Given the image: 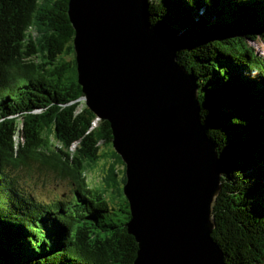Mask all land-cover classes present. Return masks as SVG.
<instances>
[{
    "label": "trees",
    "instance_id": "obj_1",
    "mask_svg": "<svg viewBox=\"0 0 264 264\" xmlns=\"http://www.w3.org/2000/svg\"><path fill=\"white\" fill-rule=\"evenodd\" d=\"M67 4L0 0V264H132L136 256L125 197L111 206L109 186L86 182V165L112 135L106 121L90 129L97 117L78 110ZM148 4L149 24L196 79L200 122L216 146L212 239L224 264H264V56L248 44L264 46V0ZM31 164L68 190L35 197L11 175Z\"/></svg>",
    "mask_w": 264,
    "mask_h": 264
},
{
    "label": "water",
    "instance_id": "obj_2",
    "mask_svg": "<svg viewBox=\"0 0 264 264\" xmlns=\"http://www.w3.org/2000/svg\"><path fill=\"white\" fill-rule=\"evenodd\" d=\"M148 0H68L85 107L109 123L125 167L132 264H224L212 239L221 191L216 146L200 122L196 79L148 22Z\"/></svg>",
    "mask_w": 264,
    "mask_h": 264
},
{
    "label": "rangeland",
    "instance_id": "obj_3",
    "mask_svg": "<svg viewBox=\"0 0 264 264\" xmlns=\"http://www.w3.org/2000/svg\"><path fill=\"white\" fill-rule=\"evenodd\" d=\"M249 46L254 48L258 54L264 56V46L260 42H248ZM81 105V103H79ZM80 109V106L79 108ZM114 150L111 147L100 149V157L93 163H88L85 167V178L89 187L105 189V197L111 206H116L118 201L124 197L122 193L123 179L125 172L123 171L121 162L117 160ZM14 178L19 179V184L23 185L28 191L30 190L35 197L42 201H48L53 197L57 198L62 195L61 189L68 190L67 182H61L60 188L54 185L53 176L40 172L38 168L31 164L29 169H21L18 172H11ZM46 175V176H45ZM47 180L44 185L42 180ZM104 179H106L104 181ZM58 188V189H57ZM53 196V197H52Z\"/></svg>",
    "mask_w": 264,
    "mask_h": 264
},
{
    "label": "built area",
    "instance_id": "obj_4",
    "mask_svg": "<svg viewBox=\"0 0 264 264\" xmlns=\"http://www.w3.org/2000/svg\"><path fill=\"white\" fill-rule=\"evenodd\" d=\"M76 102H78V103H81V105H79L80 107L82 106V105H84V102L79 98ZM79 110V109H78ZM98 118H95V120L92 122V125H91V128L90 129H92L93 127H95L96 126V124H97V122H98ZM15 142H18V141H22L21 139L19 140L18 139V137L17 136H15ZM74 147V145L72 146V148Z\"/></svg>",
    "mask_w": 264,
    "mask_h": 264
}]
</instances>
